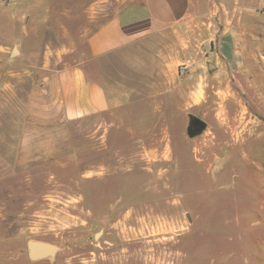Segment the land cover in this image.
<instances>
[{
	"label": "rangeland",
	"instance_id": "374dc122",
	"mask_svg": "<svg viewBox=\"0 0 264 264\" xmlns=\"http://www.w3.org/2000/svg\"><path fill=\"white\" fill-rule=\"evenodd\" d=\"M134 1L0 0V264H264V46L221 57L216 35L181 62L204 60L201 103L130 79L137 100L72 123L64 153L16 152L32 82L69 66L125 73L115 56L89 60L86 35ZM29 242L58 250L33 261Z\"/></svg>",
	"mask_w": 264,
	"mask_h": 264
},
{
	"label": "crops",
	"instance_id": "0c3cea01",
	"mask_svg": "<svg viewBox=\"0 0 264 264\" xmlns=\"http://www.w3.org/2000/svg\"><path fill=\"white\" fill-rule=\"evenodd\" d=\"M210 2L136 0L89 31V60L115 56L125 73L108 82L93 77L84 66H69L32 82L25 105L27 129L16 144L22 161L29 153L47 158L64 153L71 143L72 123L136 101L137 88L127 83L130 79L146 90L163 86L176 94L183 91L171 103L185 109L201 103L195 91L203 92L209 80L204 60L185 77L177 73L181 62L194 55L200 58L205 43L211 45L216 35L221 57L248 56L264 46V0H219L212 7ZM209 14L221 26L213 38Z\"/></svg>",
	"mask_w": 264,
	"mask_h": 264
},
{
	"label": "water",
	"instance_id": "95a60500",
	"mask_svg": "<svg viewBox=\"0 0 264 264\" xmlns=\"http://www.w3.org/2000/svg\"><path fill=\"white\" fill-rule=\"evenodd\" d=\"M16 53L17 50L13 49L11 55H14ZM211 68H213L212 65L209 66V69ZM203 127L204 126L202 121L197 118H192L190 126L188 128V133L190 136H194L196 134H199L203 130ZM57 250L58 249L56 247L41 242H29L27 244L29 258L33 261L40 260L48 256H53L57 252Z\"/></svg>",
	"mask_w": 264,
	"mask_h": 264
},
{
	"label": "bare ground",
	"instance_id": "6f19581e",
	"mask_svg": "<svg viewBox=\"0 0 264 264\" xmlns=\"http://www.w3.org/2000/svg\"><path fill=\"white\" fill-rule=\"evenodd\" d=\"M238 122V121H237ZM226 124V123H225ZM242 126V125H241ZM240 126V127H241ZM226 127V126H225ZM238 128H239V126L238 125H236V122L235 121H233L232 123H230V124H228L227 125V129H228V138H229V140L232 142V143H234L235 145H237V144H240L241 142V136H242V134H241V132H239L238 131ZM243 131V130H242ZM244 140V139H243Z\"/></svg>",
	"mask_w": 264,
	"mask_h": 264
},
{
	"label": "built area",
	"instance_id": "2783aa9c",
	"mask_svg": "<svg viewBox=\"0 0 264 264\" xmlns=\"http://www.w3.org/2000/svg\"><path fill=\"white\" fill-rule=\"evenodd\" d=\"M191 66L188 64L182 63L177 67V73L179 76H184L186 73L189 72Z\"/></svg>",
	"mask_w": 264,
	"mask_h": 264
}]
</instances>
